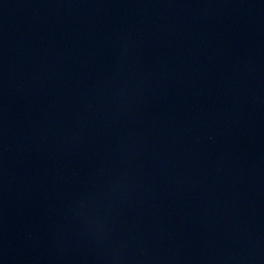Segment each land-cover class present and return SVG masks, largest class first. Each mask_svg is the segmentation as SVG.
I'll return each instance as SVG.
<instances>
[{
  "label": "water",
  "instance_id": "1",
  "mask_svg": "<svg viewBox=\"0 0 264 264\" xmlns=\"http://www.w3.org/2000/svg\"><path fill=\"white\" fill-rule=\"evenodd\" d=\"M0 264H264V0H0Z\"/></svg>",
  "mask_w": 264,
  "mask_h": 264
}]
</instances>
